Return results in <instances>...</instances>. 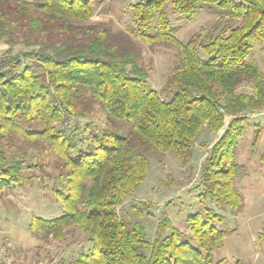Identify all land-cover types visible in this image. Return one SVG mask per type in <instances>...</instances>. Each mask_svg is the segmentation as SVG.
<instances>
[{"label":"trees","instance_id":"obj_1","mask_svg":"<svg viewBox=\"0 0 264 264\" xmlns=\"http://www.w3.org/2000/svg\"><path fill=\"white\" fill-rule=\"evenodd\" d=\"M168 6L184 19L202 9L220 16L181 43ZM129 9L135 37L177 50L163 88L168 100L150 86L151 65L130 34L111 21L90 22L95 0H0V43L7 45L0 57V188L33 180L23 171L45 165L38 158L33 166L20 142L56 159L52 190L62 214L32 218L29 228L59 239L77 227L91 246L72 264H213L227 231L210 204L240 208L237 141L247 113L264 108V74L246 63L264 42V0H139ZM244 83L250 92L238 91ZM226 117L202 165L201 210L187 219L189 236L164 220L148 241L140 223L116 210L148 172V151L173 150L186 165L200 130L216 131Z\"/></svg>","mask_w":264,"mask_h":264},{"label":"rangeland","instance_id":"obj_2","mask_svg":"<svg viewBox=\"0 0 264 264\" xmlns=\"http://www.w3.org/2000/svg\"><path fill=\"white\" fill-rule=\"evenodd\" d=\"M139 0H95V12L90 22L111 21L113 30L125 31L141 49V61L150 64L148 73L150 86L165 100L171 92L164 91L167 78L172 74L177 50L167 43L152 46L135 37L129 4ZM167 14L172 26L177 27L176 37L185 43L200 30L215 25L220 15L202 9L191 19L178 17L171 6ZM224 17L220 26L224 24ZM22 48L14 47L13 52ZM7 45L0 43V57L6 53ZM246 63L255 66L264 74V42L254 44ZM248 84H241L238 91L250 92ZM241 136L237 141L235 161L241 168L234 175V185L242 195L238 210L224 206L215 208L224 219L219 228L227 231L220 246L213 250V264H264V108L247 113ZM211 131L204 126L194 142L190 161L183 165L173 150L161 152L156 148L148 151L149 170L138 188L116 207L120 218L130 224L140 223L148 241L155 237L158 224L170 221L183 236H189L187 219L201 210V170L210 147L219 138L228 124ZM27 154L34 156V166L45 160L42 168L31 167L23 171L33 180L10 188H0V264H72L80 253L91 246L77 227H68L61 238L43 231H32V218L51 219L62 214L59 201L53 192V176L57 173L53 155L37 154L18 143ZM24 151V152H25ZM170 230L164 227L162 235Z\"/></svg>","mask_w":264,"mask_h":264}]
</instances>
